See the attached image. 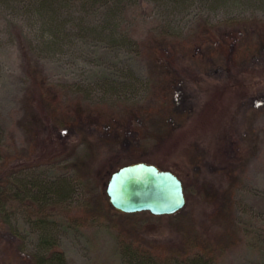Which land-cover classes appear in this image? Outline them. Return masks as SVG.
<instances>
[{"label":"rangeland","instance_id":"obj_1","mask_svg":"<svg viewBox=\"0 0 264 264\" xmlns=\"http://www.w3.org/2000/svg\"><path fill=\"white\" fill-rule=\"evenodd\" d=\"M83 2L56 1L50 15L48 0H0L3 153L16 158L9 162L16 167L11 181L30 177L63 189L46 223L54 248L66 264H123L116 242L121 233L159 248L158 262L175 264L178 248L192 235L212 240L228 230L235 242L215 264H264V51L238 67L213 64L204 47L201 57L168 67L151 56L162 35L171 51L190 54L194 48L183 42L210 22L233 14L264 17V6L251 1L232 10L224 0ZM53 28L62 33L57 43L47 38ZM40 81L51 89L48 97L56 96L52 114L40 100ZM170 103V111H186L181 125L171 124L164 137L135 133L141 130L139 114ZM48 149L56 153L53 159L24 163L25 153H34L31 163ZM139 159L182 180L186 202L178 215L142 211L127 219L111 208L104 182L109 169ZM231 186V203L224 207L218 190ZM95 201L102 214L84 221L81 208ZM28 208L0 212V264H34L31 257L44 252L37 236L42 225L29 220Z\"/></svg>","mask_w":264,"mask_h":264},{"label":"trees","instance_id":"obj_2","mask_svg":"<svg viewBox=\"0 0 264 264\" xmlns=\"http://www.w3.org/2000/svg\"><path fill=\"white\" fill-rule=\"evenodd\" d=\"M56 1L58 2L59 0H48V8L51 10L50 15L54 13L55 6L53 7L52 4H55ZM251 1L256 3L259 2L264 6V0H224V3L229 4L228 6L234 10L236 6L243 8L244 5ZM83 4L91 5V2L90 0H84ZM42 7H44V5ZM39 11H44V8ZM46 34L48 40L54 43H57L62 37V33L57 28H53ZM112 34L115 37L114 31ZM172 35H174L173 37H178L175 33ZM193 39L194 40H191L192 42H189L190 44L183 42L184 44H187V46L190 45V48H194L189 54L185 50H177L176 52L171 51L167 46L168 41L164 39L162 35L161 38L155 40L153 44L154 47L151 48L153 61L158 65L168 67L173 65L174 62L179 63L182 59H192L197 56L201 57L203 55L201 51L204 47L208 48V52L210 53L207 57L212 60L213 64L223 66L230 62L231 66L238 67V64L240 65L252 61L257 57L258 51H264V17H249L236 14L228 15L223 19H217L216 21L210 22L201 33H197L193 36ZM184 52L187 55L181 54ZM47 86L46 81H40L36 84L44 109H47L48 112L50 111L49 114H52L58 110L55 104L56 96L51 94L50 97H48V92L52 91ZM170 104L163 107L164 109H161V111L152 112L148 115L137 114L140 120L141 130L138 128L135 130V133L138 135L143 131H146L147 133L152 131L153 133L159 134L160 137H164L170 131L171 124L181 125L186 116V111H170L169 108L175 107L173 103ZM77 112L79 113L80 111ZM67 118L72 121L74 116H67ZM188 152H190V149H187L185 153L190 156L191 154ZM33 154L34 153H30V151L25 153L23 157L24 163H33L35 165L37 163L40 165L56 156L55 152L48 149L42 154L39 153L37 156L35 155L36 159L30 163ZM13 156L10 154L5 155L3 153L2 138L0 134V212H3L6 207H18L19 205L29 207L27 209L29 220H31L33 224L41 223L42 225L37 236L40 243L44 246V252L41 255H33L31 260L34 264H66L63 253L54 248L56 246V240H54L55 238L50 237L46 226L48 217H53L57 209V207H54L56 205V199H54V196L56 194H61L63 189L59 188V185L55 187V185H49L47 182H43L40 179L30 177H27L26 181L15 182V177L13 175H16V167L14 165L9 167V162L16 159ZM134 161H144V159L130 160L126 163H132ZM22 168L23 167H21L19 171H21ZM116 168L117 167L109 169L106 179ZM232 176L233 175L229 173L228 177L231 180L234 178ZM11 178H14V180L11 181ZM106 179L104 182H106ZM182 184L184 188V183L182 182ZM218 194L221 195L223 206L228 207V204L231 203L233 187L231 186V188H228L227 190L220 189L218 190ZM97 205L98 203L95 201L93 206L81 208L84 221L98 217L99 214H102V207H97ZM111 208L119 211L127 219L134 217L138 212H142H123L115 207ZM179 213L180 210L170 215H178ZM167 215L169 214H160L157 216L164 217ZM221 217L226 218L227 214L223 213ZM117 234L116 242L121 250L123 264H164L163 262H160V259L158 262V259H156L157 257H154L155 253H157V249L159 250L156 246H147L142 242L135 241L129 237L127 238L121 235V233ZM234 242V236L232 232L228 230L215 234L212 240L208 239V236L206 235L195 234L185 240V242L178 248V255L173 258L178 260V262L175 260V264H215L217 255L231 247ZM49 248L50 253L46 255L45 252H47ZM164 260H167L169 263L171 261L170 259Z\"/></svg>","mask_w":264,"mask_h":264},{"label":"water","instance_id":"obj_3","mask_svg":"<svg viewBox=\"0 0 264 264\" xmlns=\"http://www.w3.org/2000/svg\"><path fill=\"white\" fill-rule=\"evenodd\" d=\"M110 204L123 212L171 214L185 206L181 179L171 170L136 161L113 170L105 185Z\"/></svg>","mask_w":264,"mask_h":264}]
</instances>
